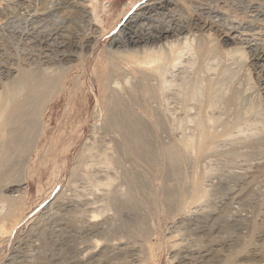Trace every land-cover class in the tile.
<instances>
[{
  "label": "rangeland",
  "instance_id": "1",
  "mask_svg": "<svg viewBox=\"0 0 264 264\" xmlns=\"http://www.w3.org/2000/svg\"><path fill=\"white\" fill-rule=\"evenodd\" d=\"M10 1L0 0V96L7 93L15 98L23 92L25 79L28 83L34 82L44 76L46 70L63 71L67 78L65 91L46 110L45 135L34 147L25 168L17 174L0 170V207L4 203L3 213L10 207L13 209L8 210L11 215L9 213L5 219H2L3 214L0 217V225L7 227L0 230V264H90L80 261L78 256L82 255L76 247L87 241V244L96 240L102 242L106 237L101 233H85L82 220L88 215L87 209L91 208L83 206V200L97 203L94 210L96 207L92 202L95 208L89 209V214L103 206L101 198H96L101 190L97 184L93 186L96 177L92 179L94 181L89 179L93 178L89 173L100 176V163L93 164L98 165L95 167L97 171L91 167L90 161L89 164L88 160L92 159L89 156L85 164L91 165L92 169L81 166L80 172L73 176L72 170L83 145L94 140L92 131L97 119L93 114L98 99L104 94L95 65L102 70L111 60V51H129L127 37L121 28L134 15L144 18L146 14L143 15L141 7L158 0H98L100 12L95 15L103 17L98 23L88 0L64 2L65 5L63 0H20L28 7L11 17L6 7ZM171 3L172 11L161 10L164 15L159 10L157 15L145 21L151 20L150 25L157 30L177 26L178 31L168 37L167 42H147L143 48L163 51L170 60L166 43L171 41L181 45L189 41L193 45V54L190 55L193 63L187 65L188 73L184 76H179L178 68L174 74L173 70L168 74V77L176 74L177 81L173 82L172 89L180 87V94L177 95L179 89H175L176 96L171 94L166 99L169 105H161L166 116H171V119L165 116L166 124L162 128L156 126L154 129L153 142L161 153L156 154L155 158L158 157L154 162L140 160V166L147 164L141 167L146 169L142 179L148 181L145 184L147 190L142 194L150 199L149 194L157 191L163 198L160 189H164V170L168 160H165L167 154L159 147L167 144H173L172 148L179 146V151L177 146L173 148L178 152L173 150L174 154L181 159L177 183L182 194L186 192L180 199L179 209L170 210L159 197L161 201L157 200L158 203L147 199L151 204L147 206L150 212L146 213L150 218L146 215V225L148 227L149 221V226L155 224L148 237L150 244L153 242L160 248L159 264H264V153L253 149L257 145L264 146V74L254 65L248 51L252 46L264 53V0H171ZM46 5L51 10L43 14L40 10ZM39 7L41 9L37 10ZM124 10L125 15L122 14ZM113 38H118L120 47L111 44ZM63 39L69 46L64 50L60 46ZM94 39H99L96 48L87 56ZM207 65L216 68L208 72ZM125 66L129 68L127 64ZM138 75L140 73L134 72L129 79H137ZM124 79L122 84H125ZM215 83L218 87L223 86L225 91L220 88V101L215 108H207L209 89ZM69 98L74 105L67 114ZM205 140L209 144L213 141L209 148ZM204 141V145H208L203 148ZM12 154L11 157L15 153ZM92 154L98 161L97 154ZM84 168L93 172L89 171L86 176L82 172ZM193 180H197L201 194L192 202ZM4 195L16 197L18 204L13 205L15 208L9 207L6 198H1ZM107 212L104 213L106 216L115 213L113 209ZM105 215L100 214L98 221H104ZM125 220L128 225L132 224L130 218ZM142 238L137 237L136 242L144 247L146 242ZM169 239L174 246H170ZM137 253L145 254H142L144 257L149 254V249L144 247ZM134 256H113L100 264H132V261L138 264L135 262L138 257Z\"/></svg>",
  "mask_w": 264,
  "mask_h": 264
},
{
  "label": "bare ground",
  "instance_id": "2",
  "mask_svg": "<svg viewBox=\"0 0 264 264\" xmlns=\"http://www.w3.org/2000/svg\"><path fill=\"white\" fill-rule=\"evenodd\" d=\"M48 1H50V0H48ZM73 1H78V0H63L62 3H64V2L65 3H70V2L73 3ZM88 1L91 2L93 14L94 15L97 14L99 11L97 8L98 7L97 6L98 0H88ZM23 2L24 1L21 2L20 0L10 1L8 3V5L6 4L7 5L6 6L7 7V14L9 16L10 15L11 16H17L18 14H21L22 13L21 10H24L28 7V5H27V7L24 6V5H26V3L23 4ZM152 2L144 4L141 7V9L144 10L142 12L143 15L146 14L144 16V18H141V17H138L137 15H134L129 20H127L126 23L121 28L122 29L121 31H124V33L127 37L126 41H127V43H129V48H130L129 51L125 52V53H123V51H119V49H117L118 51H116V52L111 51L110 55L112 57L110 56L111 58H109L111 60L105 65V67L102 68V70L99 69L98 65H95L96 71H97V69L99 70L97 74H100V75L97 78H99L100 87L104 90V94H102L103 96L100 99H98L99 102H97L98 104H97L95 112L93 114V116L97 119V121L95 122V125H94V129H93L94 131H92L95 134V135L93 134V137H92V140H93V138H94V140L90 141L89 145H87V144L83 145V149L81 150L80 155L77 157L78 159L76 158L78 164L76 163V165L74 166V171L72 170V176L74 174L76 175V172L80 170L79 168L81 166L84 167V165H85V167H86V165H87L88 168L92 167V168L96 169L97 166L99 165L97 162L100 163V165L98 167V170H100V171H98L97 169L96 170L98 171V173L101 172L99 174L101 177L98 176V174L95 175L94 173L93 174L89 173V176L91 175V176H93V178L92 177L91 178L87 177V178L91 179V181H94L95 177H96L97 181L95 182V184H93V186L97 184L98 189L100 188L101 192H99L100 194H98L96 198H98V196H99V198H101L103 206H101V203H100L101 208H99V210L97 212L91 210V212H95V213L89 214V212H90L89 209H94L95 207L96 208L94 210L97 209V206H96L97 203H95V201L92 200V202L95 203V205H94V203H92L91 201L90 202L92 204H90V202H88V200L87 201L83 200L81 204H83V206H90L91 208L86 207V208H89V209H87L88 212L85 211L86 208L83 210V212H84V214L86 212L88 215H86L85 217L83 215L82 216V217H84L83 219L81 217L80 218L82 220H84L83 227H84L85 233H101V234H104L103 236H106V237H104L105 239H104V241L102 240V242H99L98 240H96V241L93 240L94 242H92V243L90 242L87 244V242H88L87 241L85 245H83V246L79 245V248L76 247V249L78 251H80V253L82 255V256H78V258L80 257V261L85 262V263L100 264L103 260L108 261V259H110L113 256L114 257H117V256L126 257L129 255H133V258H135L136 256H134V255H137L138 258H137V260L135 259L136 260L135 262L136 263L138 262V264H148V261H151L152 262L151 264H159L157 261L158 260L157 258H158V251L160 248L157 244H153V242H151V244H150V241L148 238L149 236L152 235L153 230H154L153 227L155 224L153 225V223H152L151 225H153V227H151V226H149L150 225L149 224L150 221H149L148 227L146 225L147 224L146 223V215H147L146 211L147 212L149 211V210H147L148 209L147 206H149L151 204L150 202H148L149 204L147 203V199L149 201L152 200V202L154 200L156 202H157V200H159V202L162 200L164 202H161V203L168 204L165 206L167 208L169 207L170 210L171 209L173 210L176 207H178L177 209H179L180 199L182 198V196L186 192L185 191L182 194L183 190H182V192L180 191L181 188H180V186L178 187V183H177V181L180 178V177L177 178V176L180 175V173L178 175V171H179V168L181 166V162H180L181 159L179 160V155L177 156V154H178L177 149H178V151L180 150L179 146L176 145L178 148L175 149L176 150L175 151L173 148L176 146H174L172 148L173 144L171 145V143H170L169 145H171V146H167L168 144L165 145L163 143V145H165L166 147H164V146L162 148L159 147V149H161L162 152H165V154H167V158L165 160L166 161L168 160L167 169L164 170V171H166L165 182H164V187H163L164 189H162V188L160 189L161 191L163 190V193L160 190H158V192L160 191L161 194H163V196H162L163 198H161V195L159 193H157L156 190H155L156 192L152 193L153 196L151 194H149L151 196L150 199H149V197L143 196V194H142L143 192L145 193V190H147L146 189L147 186L145 188V184L148 181L145 182L144 178L142 179L143 172L146 169L141 168L143 166L142 165L140 166V160H143V161L145 160V162L146 161L147 162H149V161L154 162L156 160V158L158 157L157 156L155 158L156 154L161 153V152H158V146L156 147L154 142H153L154 131H156L154 129L156 126L159 128H162L163 124L165 123V118L167 116H169V115L166 116L165 110L162 107L165 103H166V105L168 104L167 103L168 101L166 99L170 98L169 96L171 94L175 95V93H176L175 89L176 90L179 89V91L177 90V93H178L177 95L180 94V87L177 88L176 86H174L176 88H173L174 91H172L173 90L172 89L173 82L176 80L175 79L176 74L173 77H172V75H171V77H168V74L171 72V70H173V74H174L175 68H178L179 76H182V75L184 76V75H186V72L188 73V71L186 70L187 65L189 63H193L191 56H190L193 54V45H192V43L190 44L189 41H187V42L182 41L183 44L180 42L181 45H179L176 43L175 44L171 43V41L169 40L170 42H168L166 44H168L167 46L169 48L170 57H171L170 60H168L167 57H165L163 51L160 52V51L152 50V48L151 49L146 48V47H145V49L143 48L147 42L159 43L162 40L165 41L168 37L174 36L175 31L177 30L175 28L177 26H174L173 29H167V28L159 29L158 28V30H157L156 27L150 25L151 20L145 21V19L149 20V18H151V16H153L155 14L157 15V13L160 12L161 10L167 9L169 11H172L170 9L171 5H173L171 3V0H158V1H155L153 3ZM65 3H64V5H65ZM56 7H58V6H56ZM41 8L39 7L37 10L41 9L40 12L43 10L42 11L43 14L44 13L46 14V13L50 12V10H51V9H49V6H47V5L42 6ZM32 10H33V8H32ZM95 10L97 11L96 13H95ZM26 11L28 12V9ZM161 12H163V14L165 15L164 11H161ZM122 14L125 15L126 10H124ZM166 16L168 17L167 14H166ZM97 17L95 15L97 23L100 22L101 19H103V17H101V16H100V18L99 17L97 18ZM175 24H177V23H175ZM181 30H183V29H181ZM181 30L179 33H181ZM54 35H51V36H54ZM117 39L118 38H113V40L111 41V44L114 47H120V45H121L119 40H117ZM98 40L94 39V41L91 42L90 47H88V51L86 54L87 56H89L94 51V49L96 48ZM166 42H167V40H166ZM60 46L63 48V50L67 49V47H69L64 39L60 43ZM248 51L251 54V59H252L254 65H256V67H258V68H261V70H263V74H264V53H262L257 48L252 47V46L250 47V49ZM106 61H107V59H106ZM126 64L128 65L129 68H127L125 66ZM205 68L208 72L209 71L211 72V71L215 70L216 67H213L212 65L208 67V65H207ZM46 71L47 72L44 74V76H42V77L39 76L38 80L35 77L36 80L34 82L32 81L30 83V81H29L30 85L28 83V80L26 81V79H25L26 86H25V88H23V90H22L23 92L21 94L17 95L15 98H11V95H9L7 93L5 95L0 96V170L4 169V171H7V172L12 171L13 173H16V172H18V171L20 172V170L24 169L26 164H27L26 163L27 159L30 157L32 151L34 150V147L36 146V144L38 143L40 138L45 135L46 128H47V125L45 126L46 110L49 109V107L51 105L50 103H52L57 97H59V95L62 94V92L65 91V89H64L66 86L65 80L67 78V75L63 71H62L63 73L62 72L61 73H55L52 71L50 72L49 70H46ZM134 72H135V74H136V72L140 73V75L137 76V79L136 78H134V79L130 78L129 79V76H131V74ZM214 73H215V71H214ZM123 78H125L124 79L125 84H122V83H124V82H122ZM176 83H178V82H176ZM220 88L222 89L223 86L218 87V85L215 83L209 89V95L207 98L208 101L206 102L207 108H209V106L215 108L214 106L217 105V102L220 101L219 100ZM224 88H225V86H224ZM181 90H182V88H181ZM222 90H224V89H222ZM182 93L183 92H181V95H182ZM154 102H155V104H156V102H158L157 103L158 105L156 104L157 105L156 106L155 104H153ZM175 102H177V101H175ZM67 105L68 106H67L65 112L68 114L73 109L74 104H73L72 98H69ZM166 109H168V107H166ZM210 116H212V114ZM167 118H169V117H167ZM208 118H210V117H208ZM169 119H171V116ZM210 120H211V118L208 121H210ZM168 125L169 124L167 123V126ZM248 129L250 130V128H248ZM240 130H242V128ZM158 133H159V131H158ZM240 133H241V131H240ZM213 137L214 136H212L211 138H213ZM211 138H209V139H211ZM209 139H207V140L210 142L211 140H209ZM205 141L203 144H201L202 145L201 147H203V148H204V146L206 147V145L209 144V142L206 141V142H208V144L204 145ZM99 142H100V144H99ZM210 144L207 146L208 148L210 147ZM102 145L106 148L102 147ZM263 148H264V146L257 145L253 149L256 152H263L264 153ZM95 149H98L97 153H95ZM88 150H91L90 153H88L89 152ZM173 150L177 154H174L175 152ZM91 152L92 153L94 152V154H97L98 161H96V159H93L95 156L93 157V154ZM12 153L13 154L15 153V154L13 155ZM182 153L184 154L185 152H182ZM11 154L13 155V157H11ZM165 154H164V156H166ZM89 156H92V159L90 158V160H88V162L89 161L91 162L92 166L91 165L88 166V163L85 164V162L87 161ZM160 157H163V156L160 155ZM181 157H183V155H181ZM184 159L182 161H185ZM90 162H89V164H90ZM93 164L94 165L98 164V165L93 166ZM156 165H158V164H156ZM145 166H147L146 163H145ZM258 166H259V163H258ZM149 167H150V165H149ZM149 167H147V168H149ZM153 167H155V165ZM262 167H264V166H262ZM82 169L83 168H81V170ZM84 169L86 170V171L85 170L82 171V172H85L84 174L88 173L89 171L91 173L93 172V170L91 171V169L90 170L89 169L87 170L86 168H84ZM149 169H152V167ZM96 170L94 172H96ZM247 170H248V168H247ZM4 171H2V172H4ZM147 171H149V170L147 169ZM7 172H6V174H7ZM152 173H153V171H152ZM79 174H80V176L82 175V173H79ZM149 175H151V174H149ZM149 175H147V176H149ZM162 175H164V174H162ZM86 176H87V174H86ZM97 177H100L101 179H99ZM84 178H86V177H84ZM92 179H94V180H92ZM19 181H20V179H19ZM192 183H191V185H193L194 188L192 190V198L191 199H193L192 200V202H193V201L198 200L201 193H200V187H198L197 180L195 182L193 180ZM180 184L182 186V183H180ZM199 186H200V184H199ZM149 189L152 190L151 188H149ZM96 191H97V188H96ZM202 191L203 190H201V192ZM88 192H90V191H88ZM95 194H97V193L95 192ZM0 195L2 196V194H0ZM64 195H66V194H64ZM1 198H3V199L6 198V202L8 201L9 207L13 206V205L16 206V204H18L17 203L18 201H17L16 197H14V196L9 197L6 195V197H5V195H4V197H1ZM101 200H99V201H101ZM2 202H3V200H2ZM83 202H85L86 205ZM156 202H154V204H155V206L158 207V204L156 205ZM151 207H152V205H151ZM0 208H1L0 217L3 214L2 219H5V216H7L10 213L8 210H11L12 207H10V209H7L5 213H3V211L5 209L4 203H3V205H1ZM13 208H15V207L13 206ZM109 209H113L115 211V213L114 214L111 213L112 214L111 216L109 214H107V216H106L104 213H106ZM12 211H13V209H12ZM166 211H168V210H166ZM107 213H109V212H107ZM100 214H103L106 216L104 221H98L99 219H97V218ZM10 215H11V213H10ZM165 216H167V215H165ZM126 217H128L132 220V224L130 223V225H128L129 222L128 223L125 222ZM100 220H101V218H100ZM118 220H119V223H118ZM6 228H7L6 225H0L1 231H4ZM111 235H113V238ZM114 236L117 237L116 239H118V237H120V238L116 241ZM137 237L145 238L144 242H146V245H144V247L149 249V254L147 253L146 256H144V257H143V255H145V254L142 253L143 255L142 254L140 255L139 253H137L138 251H141L142 249H144L143 245L136 242ZM172 239L168 240L169 243L172 244L170 246H174L172 243ZM89 241H91V240H89ZM78 255H80V254H78ZM119 260H121V259H119ZM171 261H173V260H171ZM171 261H170V263H172ZM116 262L117 261H115V263ZM117 264H118V262H117ZM132 264H133V261H132Z\"/></svg>",
  "mask_w": 264,
  "mask_h": 264
}]
</instances>
